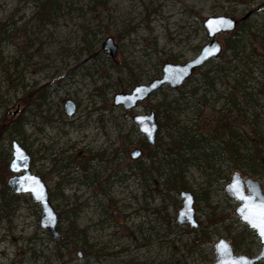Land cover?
<instances>
[{"label":"rangeland","instance_id":"1","mask_svg":"<svg viewBox=\"0 0 264 264\" xmlns=\"http://www.w3.org/2000/svg\"><path fill=\"white\" fill-rule=\"evenodd\" d=\"M216 16L238 21L217 35L218 57L132 110L114 104L117 93L162 76L164 64L194 59L210 40L204 21ZM0 34V160L10 162L20 142L69 216L61 236L71 220L83 230L57 251L39 204L0 171V264H213L220 239L236 255L261 252L226 186L239 172L264 189V0H0ZM109 36L115 59L102 49ZM151 111L154 145L133 120ZM193 136L201 146L183 151ZM181 190L195 195L197 228L176 220Z\"/></svg>","mask_w":264,"mask_h":264},{"label":"water","instance_id":"2","mask_svg":"<svg viewBox=\"0 0 264 264\" xmlns=\"http://www.w3.org/2000/svg\"><path fill=\"white\" fill-rule=\"evenodd\" d=\"M238 25V21L230 16L208 17L204 21V27L207 30L210 40L201 48L197 56L185 62L164 64L162 68V76L155 78L148 84H137L131 92H119L113 100L116 106H122L126 110L135 108L141 101L149 98L154 92L161 87L169 84L171 88H177L183 85L200 67H203L208 61L218 57L223 45L216 38L221 32L233 31ZM0 34V47H1ZM102 49L106 54L111 55L114 59L118 53V45L114 37L109 36L102 44ZM65 110L68 115L72 116L76 112V104L72 100H68L65 104ZM133 120L138 125L139 130L144 134L148 144L154 145L159 131V122L154 111L144 115H135ZM13 159L10 162V170L15 175L8 178V186L16 194H30L31 198L39 203L41 208L40 225L49 231L54 239H59L61 233L58 229L60 216L55 209L51 198L49 188L42 177L34 173L31 169V155L17 141L13 142ZM142 151L135 149L132 157L137 159L141 156ZM34 178V179H33ZM32 189H35L33 191ZM228 194L236 199L240 204L234 210V213L240 219L247 223L250 228L254 229L262 241V250L256 256L236 255L234 247L230 240L220 239L215 243L216 261L213 264H254V262L264 258V236H261L259 230L252 226L250 221L244 217L249 215V211H245V205L254 202L260 203L264 201V189L261 183L253 177H243L239 172L232 175L231 182L226 186ZM241 194L252 198V201L241 199ZM180 196L183 200V206L178 210L177 222L179 224H188L191 228L199 227L200 223L197 219L195 204V195L189 190H182Z\"/></svg>","mask_w":264,"mask_h":264},{"label":"trees","instance_id":"3","mask_svg":"<svg viewBox=\"0 0 264 264\" xmlns=\"http://www.w3.org/2000/svg\"><path fill=\"white\" fill-rule=\"evenodd\" d=\"M93 1L95 3H99L103 6H105L107 4L108 0H93ZM205 77H206V75H204V78ZM135 82L137 83L138 81H135ZM165 104H166V102L162 103V105H165ZM18 128H19V125L17 123L14 126H12V128L10 130L15 132V131H17ZM200 146L201 145L196 144V142L194 143V136L192 137V140L189 139V141H187V142H185V140L182 141V149H184L183 151H186V152L191 151L193 148H198ZM179 157L183 159V156L180 153H179ZM149 158L152 161V163H154L155 153L154 152L149 153ZM156 159H157V157H156ZM9 165H10V162L8 159H1L0 160V171L5 172V173L8 172L9 171ZM137 169L144 170L145 168H143V166H137ZM131 174L135 175L137 173L134 172ZM142 175L144 176L145 173H143ZM5 187L7 188L6 185H5ZM50 195H51V199H52V197L55 196V192L50 191ZM59 215H60V223L59 224H61V222L63 220L69 219V216L65 214L64 210L59 211ZM80 234L81 235L83 234V230L78 228V226L76 225L74 220L73 221L71 220L70 225L68 226L67 230L65 231V234L63 236H60V238L58 239L59 241H57L55 243L57 251L61 252V250L66 246L67 243L73 241V239H72L73 237L78 239L80 237Z\"/></svg>","mask_w":264,"mask_h":264},{"label":"snow or ice","instance_id":"4","mask_svg":"<svg viewBox=\"0 0 264 264\" xmlns=\"http://www.w3.org/2000/svg\"><path fill=\"white\" fill-rule=\"evenodd\" d=\"M34 179V178H33ZM35 191V189H32ZM241 199L245 201H252L251 197L244 196L241 194ZM245 211H249V215H246L244 218L252 224L253 227L259 230L261 236H264V201L260 203L250 202L245 205ZM233 264H236L234 261Z\"/></svg>","mask_w":264,"mask_h":264},{"label":"flooded vegetation","instance_id":"5","mask_svg":"<svg viewBox=\"0 0 264 264\" xmlns=\"http://www.w3.org/2000/svg\"><path fill=\"white\" fill-rule=\"evenodd\" d=\"M117 44V43H116ZM119 50V49H118ZM118 54V53H117ZM117 56V55H116ZM45 87H49V85L48 86H45ZM38 93H37V96H36V99L34 98L33 100H32V103H33V105H39V102L41 101V100H43L45 97H44V88L41 90H39V91H37ZM29 95H33V94H29ZM28 95V96H29ZM69 100V99H68ZM67 100V101H68ZM66 101V102H67ZM66 102H65V104H66ZM76 104V103H75ZM64 108H65V106H64ZM76 109H77V107H76ZM130 110H132V109H130ZM65 112H66V110H65ZM16 113V112H15ZM67 113V112H66ZM76 113V112H75ZM68 115V114H67ZM74 115V114H73ZM72 115V116H73ZM68 116H70V115H68ZM134 117V116H133ZM135 122V121H134ZM18 125H19V130H20V123L18 122ZM14 126V125H13ZM12 128V127H11ZM10 128V129H11ZM18 129H17V131H18ZM14 141H16V140H14ZM13 141V142H14ZM13 142H12V148H13ZM18 142V141H17ZM20 145H21V143L20 142H18ZM22 146V145H21ZM23 147V146H22ZM24 148V147H23ZM25 149V148H24ZM26 150V149H25ZM28 152V151H27ZM13 153H14V149H13ZM13 153H12V159H13ZM131 154H132V152H131ZM132 156V155H131ZM100 157L102 158L103 157V154H101L100 155ZM133 158V157H132ZM11 171V170H10ZM11 172H13V171H11ZM13 175H15V172H13ZM12 175V176H13Z\"/></svg>","mask_w":264,"mask_h":264}]
</instances>
